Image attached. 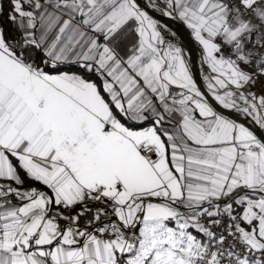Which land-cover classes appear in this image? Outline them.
<instances>
[{"label":"snow or ice","instance_id":"obj_1","mask_svg":"<svg viewBox=\"0 0 264 264\" xmlns=\"http://www.w3.org/2000/svg\"><path fill=\"white\" fill-rule=\"evenodd\" d=\"M0 264H264V0H0Z\"/></svg>","mask_w":264,"mask_h":264},{"label":"water","instance_id":"obj_2","mask_svg":"<svg viewBox=\"0 0 264 264\" xmlns=\"http://www.w3.org/2000/svg\"><path fill=\"white\" fill-rule=\"evenodd\" d=\"M185 42L190 48H192L193 60H195L196 59V56H195L196 49H195L194 45H192V42L190 41V39L187 35H185Z\"/></svg>","mask_w":264,"mask_h":264},{"label":"crops","instance_id":"obj_3","mask_svg":"<svg viewBox=\"0 0 264 264\" xmlns=\"http://www.w3.org/2000/svg\"><path fill=\"white\" fill-rule=\"evenodd\" d=\"M196 51H197V49H196Z\"/></svg>","mask_w":264,"mask_h":264}]
</instances>
